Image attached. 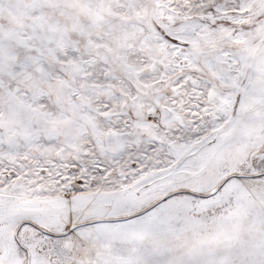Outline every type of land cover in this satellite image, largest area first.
Masks as SVG:
<instances>
[{
    "label": "snow or ice",
    "instance_id": "1",
    "mask_svg": "<svg viewBox=\"0 0 264 264\" xmlns=\"http://www.w3.org/2000/svg\"><path fill=\"white\" fill-rule=\"evenodd\" d=\"M0 264H264V0H0Z\"/></svg>",
    "mask_w": 264,
    "mask_h": 264
}]
</instances>
